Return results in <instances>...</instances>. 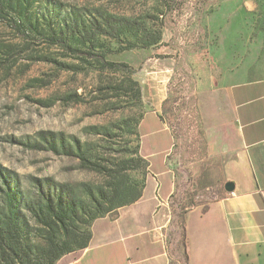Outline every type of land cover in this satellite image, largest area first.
Returning a JSON list of instances; mask_svg holds the SVG:
<instances>
[{"label":"rangeland","instance_id":"374dc122","mask_svg":"<svg viewBox=\"0 0 264 264\" xmlns=\"http://www.w3.org/2000/svg\"><path fill=\"white\" fill-rule=\"evenodd\" d=\"M28 2L21 8L12 0L10 8L2 5L0 12V207L5 203V179L29 209L22 213L25 241L32 249L17 255L0 249V264H11L6 261L11 256L16 258L12 264H40L50 251L64 247L58 230L47 242L45 231L30 217L41 195H69L87 207L93 206L97 193L115 186L126 196L138 192L136 202L154 196L139 153L137 124L155 105L174 137L170 166L176 187L169 205L176 215L178 230L172 239L179 250L184 211L222 192L216 187L222 184L220 158L210 154L206 134L211 129L212 151L221 153L225 131L216 121L224 112V84L230 85L234 74L241 81L264 78V0ZM102 15L136 20L146 29L161 23L162 45L105 56L132 67L130 76L45 44L50 26L62 29L63 38L80 47L77 31ZM27 21L42 35L28 32ZM95 41L118 47L112 40ZM129 78L138 84L139 100L130 91ZM50 138L57 152L50 149ZM61 144L72 153L79 149L96 170L82 166L75 154L65 155ZM124 161L126 170L120 168ZM124 207L104 217L112 218ZM93 223L77 224V231L90 234ZM83 251L66 254L54 264H64ZM179 262L184 264V258Z\"/></svg>","mask_w":264,"mask_h":264},{"label":"crops","instance_id":"0c3cea01","mask_svg":"<svg viewBox=\"0 0 264 264\" xmlns=\"http://www.w3.org/2000/svg\"><path fill=\"white\" fill-rule=\"evenodd\" d=\"M230 79L216 121L225 131L221 153L212 151L211 129L206 134L210 154L220 158L222 184L216 187L222 192L184 211L179 250L169 205L176 187L170 166L174 137L155 105L137 126L154 196L95 220L88 247L64 264H181V257L184 264H264V78ZM227 182L234 187L230 193Z\"/></svg>","mask_w":264,"mask_h":264},{"label":"trees","instance_id":"16d2710c","mask_svg":"<svg viewBox=\"0 0 264 264\" xmlns=\"http://www.w3.org/2000/svg\"><path fill=\"white\" fill-rule=\"evenodd\" d=\"M11 3L12 0H0V12H2V5L5 8H10ZM14 3L21 8L29 6L28 0H14ZM87 23V29L83 28L81 31H77L78 45L80 47H73L68 43L63 38L62 29L53 30L52 28L50 29V26L45 44L51 47H58L69 56L84 62L92 59L101 69L111 72L122 71L129 76L134 72L132 67L126 63L106 60L105 56L126 50L147 49L162 45L161 23L158 24L159 26L146 29L136 20L111 15H102L98 18L90 19ZM25 29L36 35H42L38 31L37 25L32 23V21H27ZM96 37L114 41L118 45L117 49H111L109 46L97 43L95 41ZM63 66L67 68V65ZM127 83L130 91L132 90L134 96L139 100L141 91L137 82L129 78ZM48 142L50 149L57 152L58 149L53 138H50ZM59 148L62 152H65V155L75 154L72 156H76L85 168L96 170V165L88 161L79 149L72 153V149L69 146L61 144ZM127 163V161L122 162L120 168L123 170L128 169ZM2 182L1 190L5 197V207H0V249L15 255H17L15 252H20L21 250L24 253H29L32 245H27L25 241L28 240L24 233L26 218L22 213V210H26L28 207L25 205V201H22L21 194L12 191L5 179H2ZM96 195L95 199H92V207H87L88 205L75 200L69 195L63 196L61 193H57L56 196L52 195V197L41 195V200L37 207L34 210L30 209L32 221L45 231L47 242L54 240L56 230L63 235L65 240L62 249L50 251L48 259H44L40 264H54L66 254L86 249L91 233H79L76 228L77 224L86 225L93 223L112 210L135 203L140 196L138 192L126 196L117 186L107 193H97ZM7 258L10 261L9 259H6V261L11 264L16 260L12 256Z\"/></svg>","mask_w":264,"mask_h":264},{"label":"water","instance_id":"95a60500","mask_svg":"<svg viewBox=\"0 0 264 264\" xmlns=\"http://www.w3.org/2000/svg\"><path fill=\"white\" fill-rule=\"evenodd\" d=\"M234 189L233 184L231 182H227L224 185V190L228 193L232 192Z\"/></svg>","mask_w":264,"mask_h":264}]
</instances>
